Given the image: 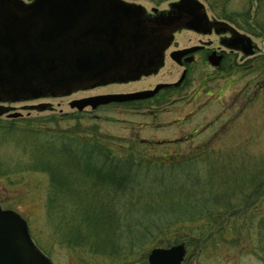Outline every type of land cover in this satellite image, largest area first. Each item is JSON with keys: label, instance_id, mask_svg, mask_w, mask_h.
Masks as SVG:
<instances>
[{"label": "rangeland", "instance_id": "obj_1", "mask_svg": "<svg viewBox=\"0 0 264 264\" xmlns=\"http://www.w3.org/2000/svg\"><path fill=\"white\" fill-rule=\"evenodd\" d=\"M128 1L140 3L148 9L155 5V2H162L160 7L165 8L169 2L177 0ZM199 1L205 6L209 17L218 18L216 13L222 0H211L212 4L206 0ZM228 1L234 9H240L246 0ZM250 36L260 48V54L264 56V40ZM179 75V68L167 63L156 78L172 81ZM213 76L208 65L204 72H195L189 80L192 84L184 102L159 107L158 116L154 117L148 116L147 113L150 111L147 109L125 107H108L92 113L86 111L73 113L68 105L70 99L88 93L14 103L11 105L14 108H10L9 113L18 112L23 119L61 117L62 121L58 123L40 122L38 126L48 130L67 131L81 138H87L90 134H94L97 140H100L98 137H110L113 140L111 144L115 147L94 146L92 149L103 151L104 155L111 151L115 155H120L121 159L142 160L144 165L154 169L174 166L179 160L196 158L198 155L195 165L190 166L192 162H180L179 167L173 168L178 169L179 174L182 169L195 167L201 174L202 180L210 182L213 189L218 191L217 204L219 200L230 201L229 209L219 208L220 211L214 213L234 214L236 220L240 222L239 214L243 213L245 207L248 208L250 205L251 208L252 201L257 197L251 188L240 192L236 185L245 181L250 173L264 170V85L260 87L262 76L258 72H250L239 65L232 73L223 72L217 78L210 80ZM100 91L101 89L94 90L92 93ZM40 105L44 107L39 108ZM188 113L193 114L185 119L184 115ZM0 118L7 119L5 114L0 115ZM179 119H182V122ZM168 140L173 141L167 143ZM84 150L87 151L85 148ZM29 157L28 153L13 142L0 143V160L9 162L11 168L24 167ZM103 158L98 155V159ZM161 162L164 164L160 165ZM163 170L156 171L160 173ZM134 173L133 179L137 180V183L147 176V171L144 172L142 169ZM169 174L170 171H166V175ZM147 182L145 180L144 184L149 189L151 183ZM183 182L188 184L192 181L184 179ZM137 187L139 190L142 189V182L140 185L138 183ZM48 191L49 179L44 172L26 171L13 173L10 178L0 177V206L17 212L26 221L32 242L51 260L52 264H148L147 256L143 252H138L135 259L124 263L94 254L86 245L73 246L67 241H62L61 235L56 233L47 216ZM173 191L171 189L168 192H159L158 195L151 191L152 194L144 199L172 200L176 195ZM223 193L225 196L222 195ZM243 194L247 195L245 200ZM212 203L213 200L209 202L210 205ZM262 210L264 211V202ZM202 211L203 206L196 210L203 213ZM153 214L155 213L144 217L138 213L131 215L132 223L135 221V226L137 225L136 228L133 227L135 231L132 235L138 238V241L141 239L139 241L141 248L150 249L158 240L176 239L179 241L170 246L185 245L193 237L186 230L171 233L176 230L172 225L165 234L159 235L157 229L158 226L163 227L161 221L165 218L171 219L172 215H158L161 217L158 221L159 217ZM75 228H78L77 221ZM148 228L152 233L146 232ZM215 230L210 231L211 239L207 243L193 240L192 245H185L186 255L182 264H264L250 251L245 229L241 231V240L238 244L231 242L233 236L230 230L225 232V241L218 239V235L214 234ZM142 236L143 238H140Z\"/></svg>", "mask_w": 264, "mask_h": 264}, {"label": "trees", "instance_id": "obj_2", "mask_svg": "<svg viewBox=\"0 0 264 264\" xmlns=\"http://www.w3.org/2000/svg\"><path fill=\"white\" fill-rule=\"evenodd\" d=\"M218 9L216 15L219 19L264 40V0H246L240 9H234L228 0H222ZM240 67L250 72H258L262 76L260 87H263L264 56H257ZM222 68L226 73H232L236 65L228 66L223 63ZM60 120L62 121L61 117L55 116L40 119L0 118V143L13 142L30 156L24 167L17 168H11L9 162L0 160V177L10 178L13 173L26 171H39L48 175L47 216L56 233L61 235L62 241H67L73 246L86 245L94 254L125 263L135 259L138 252L147 256L154 247H167L179 241L158 240L150 249L141 248V239L138 241V238L132 235L137 225L135 226V221L132 223L131 215L138 213L144 217L155 213V216L172 215L171 219L165 218L161 221L163 227L158 226L157 233L165 234L170 225L176 227L171 233L186 230L193 235L190 241L185 243L188 246L192 245L193 240L207 243L211 239L209 234L212 229H216L214 234H217L221 241L226 240L225 232L230 230L233 236L231 242L238 244L241 231L245 229L250 251L264 262V170L250 173L245 181L236 185L240 192L251 188L257 197L252 201L251 208L249 205L239 214L241 216L238 222L234 214L214 213L219 208L229 209L230 201L219 200L217 204L218 191L213 189L210 182L202 180L195 167L182 169L179 174L178 169L173 168L179 167L180 162H192L190 166L195 165L198 155L196 158L179 160L174 166H162L164 170L144 165L142 160L121 159L120 155L111 151L106 152V158L103 151L92 148L115 147L111 144L113 140L110 137H98L100 140H97L94 134H90L91 137L87 135V138H81L67 131L48 130L38 126L40 122L58 123ZM99 154L104 158L98 159ZM13 166L16 167L14 164ZM140 169L147 171V176L144 180H138L139 185L142 182V189L139 190L137 180L133 178L134 172ZM156 170L163 171L158 173ZM166 171H170V174L166 175ZM184 179L192 182L187 184L183 182ZM145 180L151 183L150 190L146 188ZM171 189L176 192L172 200L144 199L152 194L151 191L158 195L159 192L164 193ZM222 195L225 196L224 193ZM246 197L247 195H244L243 200ZM211 200L212 205L209 204ZM201 206L203 213L196 212ZM160 220L161 217L158 218V221ZM75 221L78 228H75ZM152 225L156 226L153 223ZM146 232L152 233L150 228Z\"/></svg>", "mask_w": 264, "mask_h": 264}, {"label": "water", "instance_id": "obj_3", "mask_svg": "<svg viewBox=\"0 0 264 264\" xmlns=\"http://www.w3.org/2000/svg\"><path fill=\"white\" fill-rule=\"evenodd\" d=\"M176 11L158 17L150 25L143 8L125 0H0V101H19L50 94L61 96L92 87L107 79L136 78L146 70H157L162 52L178 28L200 31L209 25L228 31L253 52L247 35L223 20H210L199 0H178ZM130 18L119 19V12ZM154 42L156 47H147ZM253 48V49H252ZM90 57L86 58L85 56ZM90 63L81 72L74 63ZM84 60V61H83ZM220 57L209 58L213 66ZM153 91L94 96L71 102L83 109L109 102L147 98ZM10 107L0 106V115ZM184 244L154 247L148 264H181ZM0 264H52L32 242L26 221L15 211L0 206Z\"/></svg>", "mask_w": 264, "mask_h": 264}, {"label": "flooded vegetation", "instance_id": "obj_4", "mask_svg": "<svg viewBox=\"0 0 264 264\" xmlns=\"http://www.w3.org/2000/svg\"><path fill=\"white\" fill-rule=\"evenodd\" d=\"M25 3H29L31 1H24ZM130 3H135L140 5L143 8L144 15L143 18L146 20L147 24L150 25L158 17H168L173 12L176 11V7L172 4L177 1H172L167 4V7H160L162 2H155L153 6L148 9L144 7L140 3H136L133 1H128ZM132 15L131 10L128 15L124 14L122 11L119 12V19L130 18ZM210 20H220L219 18L209 17ZM240 33H243L251 38L249 34L237 29ZM252 40V38H251ZM252 43L254 41L252 40ZM256 45V44H255ZM147 47L155 48L156 45L154 42L146 43ZM253 49V48H252ZM250 51L248 47L245 46L244 42L240 40L233 39L232 35L228 31H224L222 28H215L214 26L210 27L209 25L204 26L202 30L195 31L193 29L188 28H178L172 33L171 39L168 41V44L165 46L162 52V64L157 70H146L140 76L136 78H128V79H119V80H111L107 79L102 82H98L94 84L92 87L88 88H79L69 92L68 94L61 95L63 97H71L78 93H88L81 97H73L68 102V105L73 113L77 112H88L92 113L98 109L108 108V107H125L128 109H136V108H144L149 110L147 113L148 116H158L159 107H164L166 105H173L177 102H184L186 96L188 95V89L191 86V82L189 81L191 76L195 72H204V69L207 68V65L210 66L214 76L211 79L217 78L221 73L225 72L222 68L223 63L228 66L236 65V67L242 66L247 63L249 60L260 56V48L256 45L253 49V52L247 53ZM86 58L88 57L85 56ZM217 58L220 57V62L217 66H213L209 58ZM90 58V57H88ZM250 58V59H248ZM84 61V60H83ZM96 60L92 59V62L84 63L80 62L79 65L74 63V68L76 71L80 73L87 71V66L90 63H95ZM173 64L174 66L179 68L180 75L176 77V79L172 81L165 80H157L156 77L160 74L161 70L165 67V65ZM207 82H204V84ZM98 93H92L94 90H99ZM156 89V92L147 97V98H139L133 99L124 102H109L106 104H100L96 107H92L91 105L85 106L83 109H78L77 107L71 106V102L77 100H83L94 96L101 95H116V94H135L140 92L153 91ZM187 94V95H186ZM55 98L50 94L40 95L35 98L19 100V101H0V106L10 107L14 103L29 101V100H41V99H51ZM196 97H193L195 99ZM44 107L43 105L38 106ZM193 113H188L184 115L187 119ZM20 118V117H19ZM182 122V119H179ZM185 139V138H183ZM173 140H168L167 143ZM200 147V146H199Z\"/></svg>", "mask_w": 264, "mask_h": 264}]
</instances>
